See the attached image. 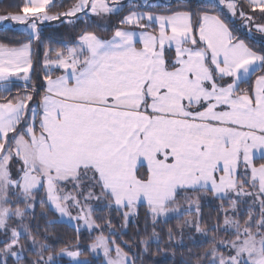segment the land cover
<instances>
[{
  "label": "snow or ice",
  "instance_id": "snow-or-ice-1",
  "mask_svg": "<svg viewBox=\"0 0 264 264\" xmlns=\"http://www.w3.org/2000/svg\"><path fill=\"white\" fill-rule=\"evenodd\" d=\"M152 6L165 10H129L114 29L105 20L121 14V0H76L62 12L53 11L62 0H22L18 12L0 15L30 36L18 46L0 43V91L10 92L15 78L25 88L0 102V264H62L64 256L73 264H136L111 235V221L105 235L93 214L128 209L127 222L140 204L156 243L159 219L196 213L178 226L209 242L195 264H264V0ZM222 15L243 21L252 46ZM48 21L87 27L74 44L47 48L40 94L32 42ZM190 191L214 193L222 223L204 227ZM36 203L58 214L49 224L75 221L77 233L86 227L99 235L87 251L79 235L54 250L25 222ZM217 231L232 238L217 241ZM141 243L147 252L149 241Z\"/></svg>",
  "mask_w": 264,
  "mask_h": 264
},
{
  "label": "trees",
  "instance_id": "trees-1",
  "mask_svg": "<svg viewBox=\"0 0 264 264\" xmlns=\"http://www.w3.org/2000/svg\"><path fill=\"white\" fill-rule=\"evenodd\" d=\"M76 0H62L63 7H58L53 9V11H66L70 8ZM189 3L193 7L198 6L200 3L199 0H171V5L173 9H175L179 4ZM22 0H0V13L1 14H14L19 11V7ZM161 3V2H160ZM144 5L137 8H130V6L126 7L119 16H116L117 22H115L111 28L114 29L118 26L119 20L123 18V16L128 14L129 10H140V11H154V12H162L165 9L153 7L152 3L144 2L139 3ZM157 4V3H156ZM247 10V8H245ZM248 11V10H247ZM225 19L226 23H229V26L233 28L235 35L240 39L245 40L246 43H249L252 46L253 41L251 38V33L244 28L243 21L238 18L230 19L226 18L224 15L221 17ZM87 25L82 21H77L74 26H68L65 23L61 24H46L42 31L40 37V47H36V41L32 42L33 45V68L34 72L32 73V84H34L37 88V91L42 94L43 92V76L45 75L43 70V61L45 58V52L47 48H64L68 45H72L77 40L80 32L84 30ZM105 35H110V32L104 33ZM30 36L28 33L20 31L16 28L7 25H0V43L7 44L10 46H16L25 42H28ZM262 43L259 34H257V38L255 41V45L257 48ZM54 57V53L51 54ZM60 74L59 71H56L54 75ZM25 95V88L23 82H16L14 86L11 88L10 92L0 91V102H3L5 98H13L16 96ZM38 99V96H34V100ZM187 196L196 200L198 198L199 206H200V214L202 216V224L206 226V220L208 219V213H211L214 217L218 215V211L220 210V205L222 203L215 194L211 191H200V192H188ZM179 202L183 207L187 206V202L184 198V194H181L179 197ZM224 206L227 207V202H223ZM116 210V212L120 211L123 214V211H127L128 209L117 210L115 207L111 208ZM46 213V215H45ZM187 214H185L186 216ZM35 219H31V218ZM183 217L173 216L170 219L158 220L155 224V232L159 234L160 242L156 243L153 237V223L151 217L148 215V209L146 204H140L137 206L136 214L134 217H131L127 222H125L124 217L118 220L117 215L112 219V224L117 228L118 238L121 241V245L125 247V249L132 256L137 257L136 261L146 262L148 264H195L196 260L200 258L198 251L202 248V246L207 243V240L203 238L199 240V243H195L194 249L192 250L194 254L187 255L186 251L188 250L185 243H179L178 246L175 243L176 238L179 239L180 236V228L179 222L183 219ZM219 219L220 214L218 215ZM57 219V213L51 211L48 205L41 207L40 204L34 208L31 217L27 220V224L32 228L33 234L39 240L47 239V242L53 246L54 250H59V248L64 247L65 245L72 244L77 235H79V240L82 245L85 246V250L87 251L88 240L92 238V234L90 232L80 230L79 233L76 232L75 226L67 223L61 222L56 224H49V220ZM99 220L100 218H97ZM212 219V218H211ZM216 219V220H215ZM36 220V221H35ZM213 220V219H212ZM218 218H214V222H217ZM213 222V223H214ZM99 224H102V221H99ZM104 226V225H103ZM104 230H107V227H102ZM169 229L173 234V239L169 240ZM47 230V231H45ZM184 231V230H183ZM142 240H148V250L144 251V246L141 243ZM196 241V240H195ZM203 241V242H201ZM126 242V243H125ZM204 243V244H203ZM3 245H0L2 247ZM209 247L210 245H206ZM204 247V246H203ZM173 255V257L171 256ZM36 254L32 253L30 259H35ZM91 258V255H89ZM62 260V264H73L66 258H60Z\"/></svg>",
  "mask_w": 264,
  "mask_h": 264
},
{
  "label": "rangeland",
  "instance_id": "rangeland-1",
  "mask_svg": "<svg viewBox=\"0 0 264 264\" xmlns=\"http://www.w3.org/2000/svg\"><path fill=\"white\" fill-rule=\"evenodd\" d=\"M200 1V0H199ZM144 2H149V3H152V4H156V3H160L161 2V0H121V3H123L124 5H125V8L126 7H128V6H130L132 3H144ZM76 3V2H75ZM124 8V9H125ZM134 11H136V10H134ZM140 11V10H139ZM245 11H247L246 9H245ZM0 15H4V14H1L0 13ZM117 17L115 16V15H113V16H111V17H109V18H107L106 20H105V23L106 24H108L110 27L115 23V22H117V19H116ZM230 18V17H229ZM236 18H238V19H240L238 16L236 17ZM230 19H235V18H230ZM257 19H259V17H257ZM241 20V19H240ZM242 21V20H241ZM48 23H53V24H56V25H58V24H61V22L60 21H48V22H45V24L41 27V31H42V29H43V27L46 25V24H48ZM243 23V22H242ZM66 25H68V26H73V25H69V24H67V23H65ZM0 25H7V26H11V27H13V28H16V29H18V30H20V31H23V32H25V33H27V31L25 30V28L23 27V26H21V25H18V24H16L15 22H4V23H0ZM243 25H244V23H243ZM244 28L248 31V28L247 27H245L244 26ZM251 35V34H250ZM40 45V43L38 42V41H36V47H40L39 46ZM15 79H19V78H15ZM17 167H19V165L16 163V161L14 160L13 162H12V168H13V172H15V169L17 168ZM68 187V189L70 190L71 189V185H68L67 186ZM97 193V195H99V192H96ZM44 196V192L43 191H40V192H38V193H36V197H37V200H39L40 198H42ZM90 203H92V205H93V207H96V202L95 201H91ZM38 204L39 203H36V205H35V207L36 206H38ZM22 207H23V205H21ZM127 211H129V210H127ZM124 212V211H123ZM33 213V212H32ZM32 213H29V218L31 217V214ZM73 214L75 215V210H73ZM220 214V210L218 211V215ZM95 217H97V218H100L99 220H97V222L99 223V221H102V224H100L101 225V227H107L106 226V223H105V221L106 220H110L111 221V225H112V227L115 229V231L114 232H112L111 233V235H114L115 236V240H116V243H119L120 244V246L122 247V248H124V250L126 251V252H128L126 249H125V247L124 246H122L121 245V241H119L120 239L118 238V231H117V228L114 226V224H112L113 222H112V219L114 218V216L115 215H117V217H118V220L120 219H122L123 217H124V215L122 214V212H116V210H113V209H111V208H99L96 212H94V214H93ZM216 216L215 215V217L211 214V213H208V219L206 220V228H211V225H212V223L214 222V218H218V220L217 221H219V222H221L222 223V217H220V219H219V216ZM131 217H134V215H129V217H128V219H127V221L131 218ZM28 218V219H29ZM57 218H58V214H57ZM197 217H196V213L193 211L192 212V214L191 215H186L185 216V219H183V220H181L180 222H179V225H182L183 223H184V221L185 220H194V219H196ZM200 219H202V216H201V214H200V217H199ZM213 220H212V219ZM31 219H35L34 218V216H33V218H31ZM125 219V218H124ZM160 220H164L163 218H161ZM216 220V219H215ZM36 221V220H35ZM25 222H27V220L25 221ZM65 222H67V223H70V224H72V225H74L75 226V221H71V222H68V221H65ZM11 223V225L12 226H16V221L15 220H13V221H11L10 222ZM81 224H82V222H81ZM104 225V226H103ZM82 230H84V231H87V232H90L86 227H82L81 228ZM184 231H180L181 233H180V236H179V239H177L176 238V244H177V246H178V244L179 243H185V245L187 246L186 248L188 249L187 251H186V254L187 255H192V254H194V252L192 251L194 248V245H195V243H199L200 244V242H199V240H201L202 238L204 239V240H207L205 237H203L200 233H196L195 232V229L194 228H190V227H188V226H185L184 227V229H183ZM103 231H104V234L105 235H109L110 233H109V229H108V227H107V230H104L103 229ZM91 234H92V238H90L87 242H88V244L89 243H91V241L95 238V236H97V235H99V232L98 231H91L90 232ZM215 236H216V239H217V241H219V240H221V239H223V240H228V239H231L232 238V235H231V233H228V232H223V231H217L216 233H215ZM3 237L2 236H0V239H2ZM196 240V241H195ZM201 242H203V241H201ZM204 244V243H203ZM206 245H209V242H207V243H205L203 246H202V248L198 251V254H199V256L205 251V249L206 248H208ZM220 251H222V252H225V254H227V252H226V250L224 249V248H220ZM130 255H133V254H131L130 253V251L128 252ZM89 255H91V254H89ZM172 257H173V255H171ZM61 257H58L57 259H60ZM63 258H66V259H68L70 262H72L73 263V261H72V259L70 258V257H67V256H64ZM35 259H38V257L37 256H35ZM99 259H103V257H102V255H101V257L99 258ZM136 264H148V263H146V262H137L136 261ZM201 264H204V261L203 260H201Z\"/></svg>",
  "mask_w": 264,
  "mask_h": 264
},
{
  "label": "crops",
  "instance_id": "crops-1",
  "mask_svg": "<svg viewBox=\"0 0 264 264\" xmlns=\"http://www.w3.org/2000/svg\"><path fill=\"white\" fill-rule=\"evenodd\" d=\"M145 12H147V11H145ZM16 46H18V45H16ZM32 48H33V45H32ZM56 75H59V74H56ZM15 81L16 82H23L24 83V81L23 80H21V79H15ZM44 90V89H43ZM43 93V92H42ZM96 192H98V190H95ZM214 194V193H213Z\"/></svg>",
  "mask_w": 264,
  "mask_h": 264
}]
</instances>
